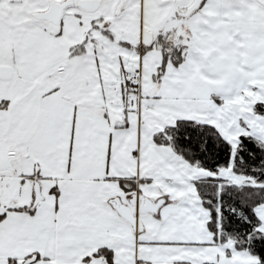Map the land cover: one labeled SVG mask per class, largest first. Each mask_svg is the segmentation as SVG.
I'll return each instance as SVG.
<instances>
[{
	"label": "snow or ice",
	"instance_id": "obj_1",
	"mask_svg": "<svg viewBox=\"0 0 264 264\" xmlns=\"http://www.w3.org/2000/svg\"><path fill=\"white\" fill-rule=\"evenodd\" d=\"M0 264H264V0H0Z\"/></svg>",
	"mask_w": 264,
	"mask_h": 264
}]
</instances>
